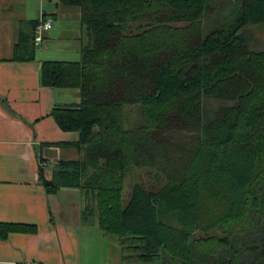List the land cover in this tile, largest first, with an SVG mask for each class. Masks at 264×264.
Instances as JSON below:
<instances>
[{
    "label": "trees",
    "instance_id": "16d2710c",
    "mask_svg": "<svg viewBox=\"0 0 264 264\" xmlns=\"http://www.w3.org/2000/svg\"><path fill=\"white\" fill-rule=\"evenodd\" d=\"M60 2L80 9L81 58L43 61L41 82L79 91L52 116L80 157L51 180L40 169L46 191L79 189L84 223L116 236L123 262L264 264V48L248 30L264 0ZM39 23L15 58L34 60ZM134 168L163 185L136 182L126 198ZM36 229L0 222V239Z\"/></svg>",
    "mask_w": 264,
    "mask_h": 264
},
{
    "label": "crops",
    "instance_id": "0c3cea01",
    "mask_svg": "<svg viewBox=\"0 0 264 264\" xmlns=\"http://www.w3.org/2000/svg\"><path fill=\"white\" fill-rule=\"evenodd\" d=\"M44 1L0 0V222L37 228L35 232H11L7 239H0V264H97L88 254L93 236L102 230L96 220L84 223L81 191L62 188L48 193L40 180V169L51 180L60 160L80 157L73 145L78 134L61 129L52 116L54 108L78 103L79 91L43 85L41 64L53 58L49 57L51 48L58 44L71 47L65 51L79 57L59 61L80 60L84 41L81 12L63 6L60 0H50L55 2L54 8L46 11ZM69 14L75 16V27L59 32ZM43 15L51 17L53 24L40 44L32 39L34 60L15 58L22 31ZM120 252L103 264H123Z\"/></svg>",
    "mask_w": 264,
    "mask_h": 264
},
{
    "label": "rangeland",
    "instance_id": "374dc122",
    "mask_svg": "<svg viewBox=\"0 0 264 264\" xmlns=\"http://www.w3.org/2000/svg\"><path fill=\"white\" fill-rule=\"evenodd\" d=\"M38 2L35 4V18L38 15ZM46 3V11H50L51 9L54 8L55 2H50V0H45ZM63 6H69V5H63ZM75 12L80 13V9L78 7L73 6L72 7ZM81 14V13H80ZM70 16V14H69ZM74 15H71L68 20H63V24L59 30L61 32L62 30L66 29H72L73 25L75 27V22H74ZM61 23V21H59ZM261 26V27H258ZM250 36L252 37L251 40V47L254 49H263L264 48V24L263 25H257V26H249L248 27ZM50 41V39H48ZM47 41V42H48ZM58 44V43H57ZM42 46V45H41ZM41 46L38 47V51ZM72 50L70 48H63L61 45H53L51 48V54H49L50 60H77L76 56H74L73 52L69 53L65 50ZM137 113H131L130 114V123L128 124L129 126L134 125L137 123ZM136 182H142L144 183L148 188L150 189H159L164 181L162 178H158L155 175V171L150 170V169H144V168H134L130 170L127 173L126 179H125V185H124V196L128 198L131 187L133 184ZM91 224V223H90ZM89 225V224H88ZM90 240V238L88 237ZM89 256L95 261L97 264H103L104 262H107L108 260L111 261L115 258L116 253L121 251V246L119 245L118 238L113 235H108L105 234L103 231H101V234L99 236H93V245L89 248ZM121 253V252H120ZM120 262L123 264H132L128 262H123V260L120 259ZM138 264V263H137Z\"/></svg>",
    "mask_w": 264,
    "mask_h": 264
},
{
    "label": "built area",
    "instance_id": "2783aa9c",
    "mask_svg": "<svg viewBox=\"0 0 264 264\" xmlns=\"http://www.w3.org/2000/svg\"><path fill=\"white\" fill-rule=\"evenodd\" d=\"M53 19L47 16L40 17V23L36 28L34 37L35 44H40L43 41L45 33L52 28ZM45 165H48L45 163Z\"/></svg>",
    "mask_w": 264,
    "mask_h": 264
}]
</instances>
